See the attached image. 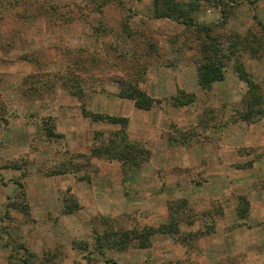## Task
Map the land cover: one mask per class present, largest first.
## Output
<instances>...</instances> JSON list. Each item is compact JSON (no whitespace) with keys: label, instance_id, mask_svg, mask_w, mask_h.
Returning <instances> with one entry per match:
<instances>
[{"label":"rangeland","instance_id":"1","mask_svg":"<svg viewBox=\"0 0 264 264\" xmlns=\"http://www.w3.org/2000/svg\"><path fill=\"white\" fill-rule=\"evenodd\" d=\"M20 1L0 0V264L19 263L25 251L37 256L52 253L54 264H264V205L257 201L258 192H264L259 186L264 179V115L252 123L233 119L234 112L246 108L243 98L247 96V84L238 78L235 61L241 62L256 84L252 113L258 106L264 110V0H216V5L202 0L194 14L195 23L213 24L211 31L218 39L247 37L250 44L260 43L256 57L246 50L247 43L238 44L237 54L225 64L223 79L195 94L192 103L176 107L198 108L197 124L204 130L211 128L208 132L197 138L188 125L168 129L169 141H174L172 136L179 142L191 132L193 137L185 138L189 141L183 146L202 154L211 150V143L205 144L207 138L217 143L215 129L228 118L230 146L224 152L221 147L213 151L229 157V172L224 170L220 179L193 172L192 167L174 171L169 168L173 163L160 171L151 167L149 173L150 166L142 163L122 173L115 159L91 157L86 166L82 155L106 142L120 125L91 121L79 114L80 106L126 117L125 134L145 146L127 130L129 122L134 126L145 115L164 124V114L174 115L170 110L175 106L168 96H150L158 102L149 109H136L130 99L117 95L116 81L130 79L146 93L157 84L149 81L153 75L194 65L200 33L178 23L166 31L164 22L133 20L131 0H87L86 14L77 1L54 0V15L43 11L49 18H37L32 9L21 13ZM103 4L118 7L116 17L104 21L101 11L93 13L91 9L99 10ZM65 19L89 24V46H77L74 39L81 36L77 31L67 36L59 28L58 33L51 30L56 28L51 24L61 25ZM66 37L74 44L67 45ZM67 73L78 76L81 97L71 96L58 82L50 86L58 74ZM94 92L102 94L94 96ZM173 117L179 119L177 114ZM246 127L249 133L242 132ZM49 130L56 135H48ZM244 136L256 137V143L238 146L237 140ZM146 142L156 143L153 136L146 137ZM146 147L151 157L152 150ZM166 150L164 142L156 148L159 153ZM197 163L213 167L214 175L227 164L225 158L219 163ZM64 167L76 170L50 174ZM208 181L222 190L228 187L229 195L209 199L204 185L199 192L202 200H197L195 190L191 191ZM240 194L253 203L247 205L244 220L235 214ZM63 197L77 204L69 203L73 207L69 213L63 212ZM179 198L185 199L190 210L180 214L177 234L157 233L143 249L128 246L97 252L93 248L92 229L98 228L99 217H110L115 227L158 225L167 221L166 201ZM209 224L213 225L210 233L181 241L187 232Z\"/></svg>","mask_w":264,"mask_h":264},{"label":"trees","instance_id":"2","mask_svg":"<svg viewBox=\"0 0 264 264\" xmlns=\"http://www.w3.org/2000/svg\"><path fill=\"white\" fill-rule=\"evenodd\" d=\"M46 3H41L39 0H21L20 12L26 14L30 9H35L36 12L45 11L49 16L54 15V7L51 0H42ZM202 0H151V17L152 18H166L175 23L182 24L185 29L200 33L201 40L198 45L199 58L194 62L196 70L197 85L200 90H207L211 87L213 82L220 81L224 76V67L229 59L234 58L237 54L238 44L247 43L248 52H251L252 57L258 55V44H250L247 37L239 39L238 37H230L232 39H218V36L212 34L213 24H197L195 23L194 14L198 10L199 3ZM215 5L216 0H213ZM9 3L14 4L18 0H8ZM14 2V3H13ZM49 12V13H48ZM21 17V15H19ZM49 18V17H48ZM69 21L70 19H65ZM194 30H193V29ZM227 43L225 45V43ZM252 46V47H251ZM245 47V45H243ZM251 50V51H250ZM235 72L240 80L247 84V96H244L246 108L242 111L238 110L233 113V119H240L246 123H252L256 118L264 115V110L257 107V111L252 113L251 108L256 104L255 97L256 84L251 81L247 73L243 70V65L239 61H235ZM56 74H53V76ZM78 76L73 74H58L53 80V84H58L68 92L71 96L79 98L82 96V89L79 86ZM78 81V82H77ZM118 89L117 95L130 99L133 106L138 109H149L155 102V99L147 95L142 89L138 88L136 84L132 83L130 79H119L116 81ZM194 93L186 92L177 89L174 94L168 96L172 106L180 107L188 105L194 101ZM81 114L89 118L91 121H99L104 123L119 124L120 128L115 131L106 142L99 145H93L85 156V165H88L91 157H103L106 159H115L121 165L122 173L127 170L138 168L140 164L147 161L150 157V150L142 145L139 141L131 140L125 134V126L127 122L126 117L114 116L101 112H91L80 106ZM258 114H255L257 113ZM48 135H56L55 133L47 132ZM58 135V134H57ZM171 140L177 142L176 138L170 136ZM84 165V166H85ZM85 166V167H86ZM76 169H53L50 174H64ZM260 187L264 188V179L261 180ZM75 205V201L70 197L62 198L63 212H71ZM77 205V204H76ZM248 201L242 194L237 197V204L235 205V214L238 220H244L247 217ZM186 201L184 198L175 200H167L166 207L169 212L167 221L161 222L158 225H141L126 227H115L111 224L110 217L101 216L98 219V228L92 227L93 248L97 252H102L104 249L123 250L128 246L139 249L147 248L150 245V239L155 234H177L178 222L180 214L185 211L189 212V208H185ZM186 217V216H185ZM179 218V219H178ZM185 218V223L190 225L191 220ZM213 231V225L209 224L205 229H198L196 231L187 232L181 237V241L185 242L187 238H195L206 235ZM14 264H54L53 254H41L37 256L32 251H25L19 263Z\"/></svg>","mask_w":264,"mask_h":264},{"label":"crops","instance_id":"3","mask_svg":"<svg viewBox=\"0 0 264 264\" xmlns=\"http://www.w3.org/2000/svg\"><path fill=\"white\" fill-rule=\"evenodd\" d=\"M54 0H51V2H53ZM56 1V0H55ZM66 1V0H64ZM69 1V0H67ZM73 1V3H75V1L78 2V5L80 8H82L83 12L86 14L89 11L90 8V4L89 2H87V0H71ZM90 1V0H89ZM114 1V0H113ZM132 1V6H131V10L132 11V15L131 17L133 18V20L137 19V20H141L143 23L144 22H154V21H160V22H164L165 23V27L168 28L166 31H170L171 28H174L173 26H177L178 25H174L176 23H174L171 20H168L166 18H152L151 17V10L149 9V5L151 4V2L149 0H131ZM118 7H115L114 4H107L104 6V4L99 7V10H96V8L91 9L92 11H94L93 13L99 15L100 11L102 12L103 15V19L105 20H109L111 17H116V12ZM40 12H36L35 9H33V14H35V16L38 17H43V18H48V16H46L43 11H41V9L39 10ZM49 13V12H48ZM50 14V13H49ZM48 14V15H49ZM91 18V17H90ZM75 22L73 21H66L65 23L60 24H51V27H56L53 28L51 30H53V32L58 33V28L59 31L61 32V34H68L73 32V34L76 33L81 35L78 36V39H74V40H78L77 41V46L80 47H87L89 46V31H90V26L87 22L84 21H78L76 24H74ZM172 25V26H171ZM165 31V30H164ZM67 35V36H68ZM66 44H74L73 42H75L74 40L69 41V39H67L66 37ZM91 47V46H90ZM182 66V65H181ZM152 77V76H151ZM154 77V75H153ZM149 79L152 80V83H157L151 86V89L148 90L146 93L151 96V97H160V96H169L171 94H174L176 92L177 89L186 91V92H193L194 94H198L199 92H201V90L199 89V86L197 85V79H196V70H195V66L193 64L190 65H184L183 67L180 68H174L173 70H171V72H169L167 75H156L154 78ZM150 78V77H149ZM208 91V90H207ZM206 91V92H207ZM202 93V92H201ZM98 94H102L101 92H94V96L98 95ZM93 96V97H94ZM97 103V102H96ZM97 106L100 105L99 103L96 104ZM137 109V108H136ZM198 109V108H197ZM194 109V108H182L180 110H178V108L176 107H171V114L174 113V115L176 116V114L178 115L179 119L176 121L175 119H173L174 115H170V113L168 114H164L165 118L167 119V122L162 124L161 123V119H158V122H152L148 119L147 116L143 115L142 119L140 120V118H138V123H136L134 126L132 125V123L129 122V129L127 130H131L132 132H134V138L136 139H141L142 143L145 144V146H148L151 148L152 150V155L151 157L144 162L145 166H150V168L148 169V173L151 169V167H153L154 169H158L160 171L161 168H166L169 167V163H173V165H171V167L169 168H173L174 171L175 169H179L181 166H186V167H192V171L193 172H202L203 174L206 172L207 176L209 178H221L222 176H225V174L223 173V171L225 170V172H229V157L226 153V155H219L218 153H214L213 151L219 147H221L222 152H224V149L228 150L229 146H230V138L229 133H230V122L227 119H225V122L222 121L221 123H219L218 128L215 129V131L217 132L216 134V140L217 143H214V140L210 141L211 139L207 138L205 144H207L208 146L211 145L214 147V149L211 147V150L205 153H194L193 149H186L185 146H183V142L184 141H189L190 137H193V135H196L195 137L198 138V136L205 134L206 132H208L207 130L211 129H205L202 128L201 126H199L197 124V112L198 110ZM161 114L162 111L160 110ZM139 111H136V114H138ZM79 114L81 115V110L79 107ZM226 114L229 115V111L226 110ZM138 117H140V115H137ZM171 125H175V126H181L185 125V126H189V131L192 130L193 131V135L190 132L189 135H187L186 133L185 136H183V140L181 139L179 142H175V141H169L167 140L166 136L168 133V129ZM249 128L250 127H246L245 130H243L242 132L245 133V131L247 133H249ZM183 129H187V128H183ZM183 129H181V133L183 132ZM153 136L155 138V142L154 144H151L149 142H146V137H151ZM186 139L185 138H188ZM237 145L238 146H249L252 145L254 143H256V137H254L253 139L251 137H241L237 140ZM164 142V146L168 147V150L164 151V152H157L156 148L158 147V145L160 143ZM172 144V146H171ZM217 144V145H215ZM177 146V147H176ZM171 147H176L178 150L174 151ZM216 149V150H217ZM225 156V157H224ZM171 157H175L176 160L175 162L171 161ZM224 158L226 159V169H222L218 170V172H216V175H214V169L213 167H208V165H199L197 162L200 161H206V162H216L219 163L220 161H223ZM223 167V166H221ZM228 169V170H227ZM157 170V171H158ZM161 171H165V170H161ZM221 174V176H220ZM224 174V175H223ZM154 176H157V174L155 173ZM190 187L191 182H190ZM206 185V189L204 190L206 196L207 194L209 196H207L209 199H214L216 198L215 195L216 194H225V195H229L230 193V189L227 187L225 189H221L218 186H220L219 184H209L208 182H203V184L198 185L195 189H193L191 192H193L195 190V197H197V200H202L201 194L199 193L200 191H202V187ZM208 187V188H207ZM222 190V191H221ZM259 197L257 199L258 201V205H264V192L263 191H259ZM221 203V201H220ZM249 205H253V203L251 202V200H249Z\"/></svg>","mask_w":264,"mask_h":264}]
</instances>
